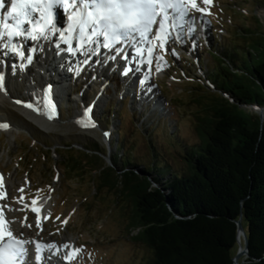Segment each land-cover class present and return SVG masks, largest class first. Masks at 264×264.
Returning <instances> with one entry per match:
<instances>
[{"label": "rangeland", "instance_id": "374dc122", "mask_svg": "<svg viewBox=\"0 0 264 264\" xmlns=\"http://www.w3.org/2000/svg\"><path fill=\"white\" fill-rule=\"evenodd\" d=\"M197 4L206 11L191 10L190 15L195 17L193 31L181 30L180 38L165 45L166 51L158 46L150 69L146 62L135 71L137 78L131 75L123 79L115 70L107 75L109 82L114 76L119 78L116 91L114 84L96 76L97 68L84 67L82 62L81 67H75L73 73L79 71V76L75 73L66 78L67 82L63 79L67 86L57 95L55 122L45 132L29 122L20 104L0 95V121L15 129L10 134L0 132V172L8 183L12 182L8 203L17 208L19 202L32 205L33 200H48L49 217L42 220V231L36 224L38 216L30 214L25 205L26 211L21 214L10 211L16 221L14 232L27 217L31 227H24V239L51 242L64 253L80 249L71 264H147L149 250L134 241L138 232L129 229L131 201L103 186L102 179L95 177L97 165L88 164L71 172L73 165L66 159L85 160L80 151L93 155L97 150H107L102 164L111 167L115 152L111 145L120 141L124 150L116 155L123 157L130 152L138 165L134 170L141 176L142 165L151 164L157 154L173 171L184 169L183 148L200 142L198 122L211 100V95L198 88L211 91L206 85L207 74L214 61L219 63L226 47L231 43L245 46L254 38L247 35L242 39L239 35L249 31L258 38L264 33V0H212L211 4L197 0ZM197 59L200 64L196 65ZM14 67L21 76L19 66ZM32 68L37 70L35 65ZM10 89L25 94L21 80L10 81ZM85 109H91L95 127H81L76 122ZM243 109L255 112L253 108ZM173 135L175 144L170 142ZM63 262L69 264L59 260V264Z\"/></svg>", "mask_w": 264, "mask_h": 264}, {"label": "trees", "instance_id": "16d2710c", "mask_svg": "<svg viewBox=\"0 0 264 264\" xmlns=\"http://www.w3.org/2000/svg\"><path fill=\"white\" fill-rule=\"evenodd\" d=\"M247 35L250 43H231L214 61L206 85L215 92L198 88L211 100L198 122L200 142L183 148L184 169L173 171L157 154L141 176L130 152L116 155L124 150L120 141L111 145V167L102 164L107 150L97 148L80 151L85 160L66 159L71 172L97 165L103 186L131 201L129 229L149 250L147 264H235L239 220L248 239L239 264H264V119L243 109L264 108V33L239 36Z\"/></svg>", "mask_w": 264, "mask_h": 264}, {"label": "snow or ice", "instance_id": "6c2138e0", "mask_svg": "<svg viewBox=\"0 0 264 264\" xmlns=\"http://www.w3.org/2000/svg\"><path fill=\"white\" fill-rule=\"evenodd\" d=\"M202 2L211 4L212 0H202ZM3 7L4 0H0V9ZM58 8L67 13L66 27L57 24L56 9ZM191 10L201 13L206 11L198 6L197 0H11V11L6 16L0 15V50L4 54L11 53L18 56L22 62L19 70L24 71L33 63V56L25 54L24 41L39 42L58 36L60 41L69 45L67 49L69 52L74 51L71 46L73 39L78 40L81 48H84L86 44L102 43L104 48L112 49L117 44L127 45L132 42L136 55L143 56L145 49L140 48L136 40V37H139L140 40L152 44V47L146 50L147 63L151 64L156 44L149 40V37L154 35V27L158 28L155 40L160 41L159 46L165 49L169 39L174 41L180 38V30L186 25L191 28V25L195 23V17L190 15ZM173 27L177 29L174 38L169 35V29ZM56 48H60V43H56ZM37 50L36 47L27 48V51L32 54ZM127 59L128 57H125V60ZM158 59L166 63L163 56H159ZM131 70L126 68L123 74L128 75ZM76 74L79 75V71ZM141 83L144 82L141 81ZM0 91H6L3 74H0ZM41 92L44 94L41 96V102L45 96L48 97L51 112L34 108L32 102L25 103L17 100L16 103H24L25 107L46 115L49 120L54 119L53 114L57 106L50 99L53 92L52 86L48 85L41 89ZM29 95L39 94L30 91ZM90 112L91 109H86L83 118L76 122L82 127H95L94 121L86 122V119L91 121ZM0 129L7 130L9 125L0 124ZM105 135L109 134L105 133ZM0 191H3L2 183H0ZM32 203L35 205L37 201L33 200ZM5 211H17V209L9 206L0 208V264H31L27 245L32 241L25 240L22 231L14 232L12 225L16 221H6ZM33 211L38 212L39 209L33 208ZM26 221L27 217L24 222H21V228L31 227ZM37 227H41L39 220H37ZM35 246L38 264L45 259L50 260L53 254H59L55 244L37 241ZM64 248L69 249V245L65 244ZM79 251L80 249H69L63 259L71 264Z\"/></svg>", "mask_w": 264, "mask_h": 264}, {"label": "bare ground", "instance_id": "6f19581e", "mask_svg": "<svg viewBox=\"0 0 264 264\" xmlns=\"http://www.w3.org/2000/svg\"><path fill=\"white\" fill-rule=\"evenodd\" d=\"M56 43H59L58 40L56 39V37H50L49 40H42V41L35 42V43H30L29 41H26V43H25V45H26L25 54L33 56V63L26 70L21 72V76H19L17 74V69H16V67H14V66H19L22 63L19 58L16 59V57H18V56L13 55L12 57L7 58L3 52H0V74H3L5 76V88H6V91H0V95H2V96L7 95L8 98L13 100L14 102H16L17 100H20V101L25 102V103L32 102V103H34V108H40L43 111L51 112L50 106L46 104V100H47L46 96H45L44 100L41 102V96L44 95L41 92V89L46 88L48 85L53 86L52 87L53 92H52V96L50 97V99L51 100L54 99V102L56 104V99L58 97L57 96L58 93L65 92V87L67 86V85H65L66 78L69 75L70 76H71V74L75 75V73H76L75 71L73 73V70L75 69L74 66H76L75 64L79 65V64H81V62L82 63L84 62L85 64H88V66H87L88 68H93V67L97 68L99 70V71L97 70V72H96V76H98V78L105 79L113 73V71L110 70L109 68H108L109 70H106V72H105V70L102 68V66L99 63H97L96 59H92V61L89 62V60L91 58V53L93 50V48L90 45H88V47L86 46V48L84 49V51L82 53H80V52L79 53H77V52L69 53L68 51L62 52V50L57 49ZM156 44L158 45V43H156ZM138 46L142 49H145L144 55L141 57H138L139 59H137V58H134V54L132 55L130 52L129 60H128L129 62L130 61L135 62V59H137L136 65L138 62H144L145 60H147L148 56H147L146 50L148 48H150L149 46H147L145 48V44H143V43L139 44ZM32 47H36L38 49L37 52L34 54L29 53L27 51V48H32ZM41 48L43 49L42 51L40 50ZM64 53L65 54L67 53V55H65ZM78 54H80V56ZM83 54L87 55L88 58H87V56L85 58L82 57ZM109 57H110V55L105 54V60ZM118 62H119V64L117 63L114 66L112 63H110V65H112V67H116V65L117 66L119 65V68L121 70L126 69V68L127 69L132 68V66L130 64L122 63L120 60H118ZM32 65H35L37 67V70H34L32 68ZM61 65H63L64 67H67V73L66 74L59 72L60 68H62ZM140 67L141 66L134 67V70L131 72L130 76L132 75L133 78H137L138 76L135 73V71L139 70L138 68H140ZM68 73H70V74H68ZM107 75H109V76H107ZM76 76H79V75L76 74ZM15 79L21 80L23 83V86L25 87V94L23 96H21V94H19L17 91L13 92L10 89V81H13ZM105 80L107 83L109 82L108 81L109 79H105ZM118 81H119V78H115V76H114L113 78L110 79V82H109V83H112L115 85V87H114L115 91L117 90V82ZM30 91H33L34 93H37L39 95L30 96L29 95ZM106 91L110 92V89L107 88ZM3 94H5V95H3ZM147 97H149V96H147ZM21 105H23L20 107V110L23 113V115H25V117L29 120V122L31 124L35 125L38 128H42L43 131L48 130V128L50 129L52 124L55 122V119H53V120L51 119L52 120L51 121L47 118L46 115L39 114L37 111H34L33 109H29V108L25 107L24 103H21ZM83 113L84 112L80 113L79 117L76 120L83 118ZM53 115L55 117L57 115V112H55ZM90 117H91V112H90ZM86 122L90 123V122H92V120L88 121L86 119ZM5 123L6 122L0 121V124H5ZM8 125H9V129H7V130L0 129V132H5V133L10 134V133L15 131V129L13 128V126L11 124H8ZM85 128H91V127H85ZM0 183H2V186H3V191H0V208H4L7 204V205H9V207H11L13 209H17V211L19 213H22L25 210L26 206H24L20 203V204H17L18 205V206H16L17 208H14V206L11 205V203H8L9 198H11L10 196H11V186H12L11 183L12 182L8 183L7 179L5 177H3L2 180H0ZM41 205H42V207H41ZM33 206L40 208V210L38 211V213L36 215L38 216L39 223L43 229L44 228V222L42 220L44 218L49 217L48 213L46 212L48 209L47 208L48 207V200L37 201V204H35ZM15 212L16 211H14V213ZM10 213H11L10 211H5V220L6 221L12 219ZM16 214H18V213L16 212ZM36 224H37V222H36ZM41 227H39V228H41ZM12 229L14 230L13 225H12ZM17 229H18V232L22 231L23 234H25L26 230L24 227L23 228L20 227ZM31 240H33V239H30V241ZM48 244H52V243L49 242ZM57 248H58L59 254L58 255L53 254L51 256L50 260L45 259L41 262V264H59V260H63V256L66 252L64 253L63 250L61 251V248H59V247H57ZM29 257L31 259V264H38L36 256H35V252H33L31 255H29ZM64 263L65 262H63L62 264H64Z\"/></svg>", "mask_w": 264, "mask_h": 264}, {"label": "water", "instance_id": "95a60500", "mask_svg": "<svg viewBox=\"0 0 264 264\" xmlns=\"http://www.w3.org/2000/svg\"><path fill=\"white\" fill-rule=\"evenodd\" d=\"M254 109L256 113L259 114L261 120L264 119V108H259L258 106L251 107ZM237 228H238V244H239V250L238 253L234 259L235 264H239V261L245 257H248V239L247 235L244 231V228L242 226L241 220L237 222ZM241 241L244 242V246L241 245Z\"/></svg>", "mask_w": 264, "mask_h": 264}]
</instances>
